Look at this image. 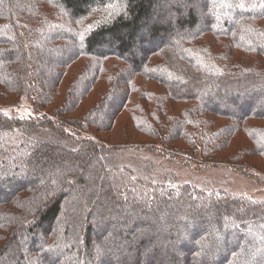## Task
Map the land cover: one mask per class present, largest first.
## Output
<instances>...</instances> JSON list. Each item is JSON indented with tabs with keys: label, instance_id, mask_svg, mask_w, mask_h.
<instances>
[{
	"label": "trees",
	"instance_id": "16d2710c",
	"mask_svg": "<svg viewBox=\"0 0 264 264\" xmlns=\"http://www.w3.org/2000/svg\"><path fill=\"white\" fill-rule=\"evenodd\" d=\"M79 56L95 59L51 107ZM100 66L107 123L98 105L69 115ZM135 89L131 128L157 143L145 148L264 159V0H0V103L33 108H0V264H264V198L154 178L94 133ZM238 133L250 147L221 153Z\"/></svg>",
	"mask_w": 264,
	"mask_h": 264
},
{
	"label": "rangeland",
	"instance_id": "374dc122",
	"mask_svg": "<svg viewBox=\"0 0 264 264\" xmlns=\"http://www.w3.org/2000/svg\"><path fill=\"white\" fill-rule=\"evenodd\" d=\"M157 55H155L154 60ZM95 59V58H94ZM92 57L84 59L83 56H79L76 60L70 62V64L65 66V71L62 77V81L56 88L58 92L56 93L55 99L51 102V107H55L62 99L65 97V92H67L70 83L75 78L80 70L87 67V61L93 62ZM101 66L110 65L114 62L118 66H122V62L117 59L114 61L113 58L108 60L101 59ZM263 63V60H262ZM100 74L98 75L96 84L89 94L83 97L82 105L77 109H72L69 115L80 116L83 112L86 113L89 108L95 107L93 114L100 115L99 120L102 123H107L106 113L109 109L113 107L109 104V101L101 99L102 93L107 89V84L105 82L106 78H110L112 72L108 68L101 67ZM134 85H137V80L142 84L143 81L140 77H133ZM148 90L154 88L155 92H165L162 84L156 82H148ZM139 91L140 89L137 88ZM137 89L131 94L132 102L118 111L116 114V120L113 127L108 128H93L94 133L102 140L107 141L109 144L125 145L124 152H122V163L129 164L131 167L139 168L146 162H150L149 166L144 165L146 170H150L151 175L154 178H163V181L170 182L171 184L177 183H190L195 186L205 187L207 189L215 190H226L236 194H245L251 198H264V159L260 156L249 153H244L243 157L240 158L242 161L238 162V165L230 164L229 162H214V163H204L195 158L190 157L184 152H175L176 150H169L165 152L162 150H152L150 147L145 148L144 145H151L157 143H148L150 139L143 134L135 131L131 128V123L129 115L136 105L133 107L136 99H142L138 97ZM101 94V95H100ZM172 100H170L171 102ZM166 102L168 105H172V113H177L181 106L187 105L188 103H174ZM142 104L144 100L142 99ZM166 104V105H167ZM49 107V106H47ZM167 107V106H166ZM0 108L6 112L17 111L18 114L23 116H28L33 113L32 105L29 102L21 103H0ZM152 118V117H149ZM218 124L223 121L218 117L215 119ZM243 138V139H242ZM181 141L177 140L173 142V145L178 146ZM250 140L245 137L244 134H239L232 138L230 145L223 149L221 153L226 154L233 149L235 152L240 151L243 147L246 149L250 147ZM141 145V146H140ZM158 148V145H154ZM230 149V150H229ZM228 161V159H226ZM241 163V164H240ZM137 170V169H136Z\"/></svg>",
	"mask_w": 264,
	"mask_h": 264
}]
</instances>
